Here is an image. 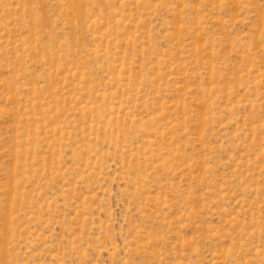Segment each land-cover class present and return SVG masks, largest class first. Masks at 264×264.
Listing matches in <instances>:
<instances>
[{"label":"rangeland","instance_id":"1","mask_svg":"<svg viewBox=\"0 0 264 264\" xmlns=\"http://www.w3.org/2000/svg\"><path fill=\"white\" fill-rule=\"evenodd\" d=\"M0 264H264V0H0Z\"/></svg>","mask_w":264,"mask_h":264}]
</instances>
